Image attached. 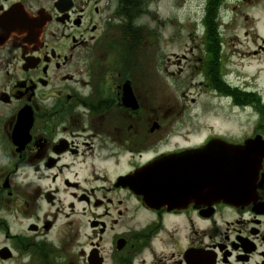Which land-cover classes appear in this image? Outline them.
<instances>
[{"label":"flooded vegetation","instance_id":"af4514ba","mask_svg":"<svg viewBox=\"0 0 264 264\" xmlns=\"http://www.w3.org/2000/svg\"><path fill=\"white\" fill-rule=\"evenodd\" d=\"M126 1L0 0V264H61L62 255L64 264H264V0H201L202 38L176 65L200 77L208 106L245 114L247 129L210 128L195 144L199 132L178 133L152 104V0H138L144 12L131 21ZM244 61L256 68L246 72ZM211 143L250 144L247 159L260 158L244 180L250 197L172 209L145 204L120 181Z\"/></svg>","mask_w":264,"mask_h":264},{"label":"rangeland","instance_id":"374dc122","mask_svg":"<svg viewBox=\"0 0 264 264\" xmlns=\"http://www.w3.org/2000/svg\"><path fill=\"white\" fill-rule=\"evenodd\" d=\"M201 9V0H152L149 8L151 15L144 21L149 30L154 33L153 42L155 44L154 47L148 48L147 46L144 53L147 54V59L150 56L153 59L156 58L157 68L160 72L155 79V97L152 102L157 111V118L162 122H170L173 125L172 128L178 129L180 134L199 132L200 136L191 139L189 144H195L206 135L210 128L215 132H234L235 134L245 132L247 129L245 114L239 112L231 114L227 109H215L208 106L211 98L200 93L202 87L197 85L201 80L200 77L191 75L190 68H184L183 62H180L179 66L176 65V58H180V55L183 54L190 58L191 44L202 38L196 25L202 15ZM240 25H243L242 19ZM237 37L239 42H245L242 38V31L237 34ZM221 38L228 41L233 38L232 32L225 29L221 33ZM238 49L241 52H247L242 47H238ZM193 53H197V51H193ZM168 58L171 60V66L164 67ZM244 63L247 67L246 72L256 68V61H244ZM163 69L171 71L174 76L167 78ZM179 70L182 71L181 74H177ZM192 101L194 102L192 103ZM126 162L122 158L119 160V174L127 171ZM73 171L78 172L79 176L76 179L80 181L86 179V175L89 174L84 165L76 164ZM60 198L62 199L63 196L60 195ZM120 199L123 202L133 203L124 194L119 195ZM64 202L66 204L67 200ZM76 208L80 210L81 206L77 205ZM75 220L79 223L84 222L86 225L87 217L82 218L80 215H76ZM63 221L61 216L58 224H62ZM17 223L18 221L13 223L14 232L21 230ZM104 248L105 250L109 249L107 243ZM65 262H68V258H64L62 255L60 263L64 264ZM76 263L78 264L79 260ZM107 264H113L112 259L107 258Z\"/></svg>","mask_w":264,"mask_h":264},{"label":"water","instance_id":"95a60500","mask_svg":"<svg viewBox=\"0 0 264 264\" xmlns=\"http://www.w3.org/2000/svg\"><path fill=\"white\" fill-rule=\"evenodd\" d=\"M249 145L232 147L211 143L203 151L165 157L120 181L131 187L145 204L156 207L175 209L186 201L232 203L247 199L249 186H244V180L252 179L260 160L247 159ZM142 178L144 181L132 183Z\"/></svg>","mask_w":264,"mask_h":264},{"label":"trees","instance_id":"16d2710c","mask_svg":"<svg viewBox=\"0 0 264 264\" xmlns=\"http://www.w3.org/2000/svg\"><path fill=\"white\" fill-rule=\"evenodd\" d=\"M123 7L124 8H123L122 13L128 21L133 20L135 17L141 15L144 12L143 8L141 7L140 2H138V0H127L126 4H123ZM214 16H215V11L213 10L210 12V17H211L212 21L214 19ZM132 33L136 35V31H132ZM135 35H133V37ZM137 35H139V34L137 33ZM206 39H207V41L211 42L212 41V35L209 34V36H207Z\"/></svg>","mask_w":264,"mask_h":264}]
</instances>
